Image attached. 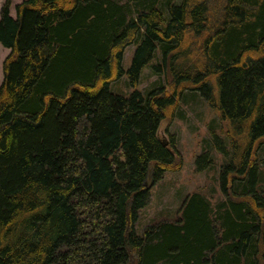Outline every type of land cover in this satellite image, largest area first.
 Listing matches in <instances>:
<instances>
[{
	"label": "trees",
	"instance_id": "trees-1",
	"mask_svg": "<svg viewBox=\"0 0 264 264\" xmlns=\"http://www.w3.org/2000/svg\"><path fill=\"white\" fill-rule=\"evenodd\" d=\"M8 4L0 264H264V0ZM145 67L160 79L141 89ZM196 94L221 124L194 166L220 162L222 197L194 190L138 232L151 184L182 165L160 124Z\"/></svg>",
	"mask_w": 264,
	"mask_h": 264
},
{
	"label": "rangeland",
	"instance_id": "rangeland-1",
	"mask_svg": "<svg viewBox=\"0 0 264 264\" xmlns=\"http://www.w3.org/2000/svg\"><path fill=\"white\" fill-rule=\"evenodd\" d=\"M20 0H9L8 12L14 15L13 6ZM123 1V0H120ZM3 0H0V5ZM133 45H126L122 54V66L128 64ZM7 49L0 45V81L1 61ZM123 78L112 82L111 87L128 91ZM160 79L149 67L141 73L138 87L148 88ZM216 130L221 124L216 112L199 95L189 96L186 101L179 104V108L171 119H164L159 127V135L165 140L176 142L177 153L181 156L182 165L177 171H167L162 177L151 184L150 197L147 204L140 210L136 230L141 232L143 227L162 218L171 217L179 207L184 197L194 190H204L214 202L222 197L217 186L219 161L213 169L197 171L194 166L195 156L200 153L205 139L208 138L209 125ZM217 160L219 155L216 153ZM211 194V195H210Z\"/></svg>",
	"mask_w": 264,
	"mask_h": 264
}]
</instances>
